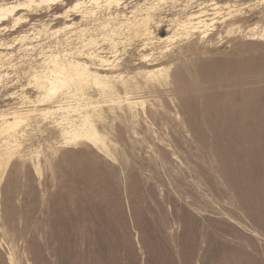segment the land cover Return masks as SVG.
<instances>
[{"label":"rangeland","instance_id":"1","mask_svg":"<svg viewBox=\"0 0 264 264\" xmlns=\"http://www.w3.org/2000/svg\"><path fill=\"white\" fill-rule=\"evenodd\" d=\"M75 1L18 11L24 23L0 33V264H264V128L242 99L255 93L264 113V0H79L64 14ZM198 13L213 26L184 39L179 23ZM51 55L107 87L46 97L30 80ZM210 61L245 70L192 86ZM174 64L185 91L148 88L145 73ZM231 93L228 121L214 112ZM13 112L24 119L6 130Z\"/></svg>","mask_w":264,"mask_h":264},{"label":"bare ground","instance_id":"2","mask_svg":"<svg viewBox=\"0 0 264 264\" xmlns=\"http://www.w3.org/2000/svg\"><path fill=\"white\" fill-rule=\"evenodd\" d=\"M63 0H23L22 2H18L15 1L14 3H0V33L2 32H13L15 30L14 27H16L19 23L22 22L21 20V16H16V12L18 11H30L31 8H41L42 6H46L49 7L51 5H56L60 2H62ZM103 2L104 5L106 7H111V6H118L119 4H122V2H120L119 0H89V1H85L86 4H99ZM84 2H80L79 0H76L74 2V4L70 7H68L63 13L67 14L70 12H76V10H78L79 8H81L82 6L84 7ZM112 8V7H111ZM213 9H217V7L213 8ZM200 10V9H199ZM199 15H190L188 16L184 22H182L181 24L179 23L178 27L179 30L181 31V35L182 37L185 39L189 36H193L194 34L196 35H202V37H206V32H207V28L213 26L212 22L211 24L209 23L208 25L205 23V20L201 19V15L200 13H198ZM66 16V15H65ZM56 18H61V16H56ZM23 19V18H22ZM21 20V22H20ZM11 24V26L7 25L6 23ZM24 23V22H22ZM214 23V22H213ZM232 24V23H231ZM211 25V26H209ZM65 28H70L69 26H66ZM231 31V30H230ZM58 32L57 31H53L52 34ZM209 32V31H208ZM219 32V31H218ZM174 33V32H173ZM175 34V33H174ZM211 34V33H210ZM180 35V36H181ZM215 35V34H214ZM22 37V36H21ZM174 37V36H173ZM200 37V36H199ZM213 37V35H212ZM263 37V36H262ZM24 38V37H23ZM22 38V39H23ZM201 38V37H200ZM189 39V38H188ZM208 39V38H207ZM211 39V38H210ZM209 39V40H210ZM214 39V38H213ZM183 40V39H182ZM201 40V39H200ZM205 40V38H204ZM92 41L89 40L88 43ZM208 41V40H207ZM199 42V41H198ZM196 42V43H198ZM211 42V41H209ZM201 43V42H200ZM202 44V43H201ZM204 44V43H203ZM3 45V44H1ZM195 46V45H194ZM199 46V45H198ZM208 47V46H207ZM192 49V48H191ZM206 49V48H204ZM195 50V49H193ZM191 51V50H190ZM189 51V52H190ZM196 52V51H194ZM188 52H186L185 54H187ZM192 53V52H191ZM203 53V52H202ZM205 53V52H204ZM193 54V53H192ZM197 54V53H196ZM180 55V54H179ZM200 55V54H199ZM198 55V56H199ZM175 56V55H174ZM178 56V55H177ZM183 56V55H182ZM184 57V56H183ZM192 57V56H190ZM189 57V58H190ZM194 57V56H193ZM179 58V56H178ZM185 59L187 57H184ZM143 61H148L147 57L144 56ZM199 59V58H198ZM50 60V68L47 67V71H45L44 74H40L37 75L35 74L34 76H32V80H30V84L33 82V85L39 89L40 91H43L44 94L47 96H55L57 93L61 92V95L63 96L62 98H74V96L79 95L82 96V90L83 87L88 85L90 82L100 86L101 88H106L107 84L104 83L102 81V78L97 74V73H91L89 71V68L83 64L80 63H74V62H69V63H63L60 62L58 60V57H53L51 55V57H49ZM177 60V59H176ZM193 60V59H192ZM208 60V59H207ZM236 60V59H234ZM102 63H106L109 64V62L107 60H103L102 58H100L99 60ZM190 61V60H189ZM199 61V60H198ZM205 61V60H204ZM220 61V60H219ZM243 61V60H242ZM207 62V61H206ZM244 62V61H243ZM178 64V63H175ZM174 64V65H175ZM187 64V63H186ZM232 64V63H231ZM238 64V63H237ZM245 64V63H242ZM257 64V63H256ZM172 65V64H171ZM189 65V64H188ZM249 65V64H248ZM258 65V64H257ZM238 66V65H237ZM236 66V67H237ZM246 66V65H245ZM261 66V65H260ZM171 67V66H170ZM184 66L180 65H175L174 69L171 70V73L168 75H157V72L154 71H149L147 73H145V78L147 79V83L146 85L148 86V88L152 89V90H160L162 88H172L174 90V92H176L177 94H181L180 92V88L186 83V80L184 79L183 76V68ZM187 67V66H186ZM185 67V68H186ZM192 67H195V69L193 70H189V74L191 75L192 79H190V82L192 84V86H197L199 85L198 82L200 84L203 85H208L210 87H221V82L223 80H225V78L227 77H232V78H236L235 76L239 75V74H243V71H241V68H239L238 71L233 69V66L231 65H226L225 63L221 62V63H217L215 61H210V63H196L195 65H193ZM255 67V66H254ZM253 67V68H254ZM262 67V66H261ZM173 68V67H172ZM249 68V67H248ZM257 68V67H256ZM260 68V67H258ZM257 68V69H258ZM234 70V71H231ZM249 70V69H248ZM253 70V69H252ZM236 71V72H235ZM43 73V72H42ZM245 75V74H244ZM258 75V74H257ZM256 76V75H253ZM246 77V76H245ZM248 78V77H247ZM229 80V79H228ZM244 80V79H241ZM250 80V79H249ZM252 80V79H251ZM238 81V80H237ZM245 81V80H244ZM189 82V81H188ZM197 83V84H196ZM195 84V85H194ZM239 85V84H236ZM244 85V84H242ZM223 86V85H222ZM227 86H234L232 85V83L228 84ZM241 86V85H240ZM239 86V87H240ZM236 87V86H235ZM186 89V88H185ZM181 90H184L181 88ZM206 90V89H205ZM251 90V89H250ZM185 91V90H184ZM207 91V90H206ZM213 91V90H211ZM234 92V91H233ZM213 93V92H212ZM214 94V93H213ZM217 94V93H216ZM214 94V96L216 95ZM205 95V94H204ZM224 95V94H223ZM240 95V94H239ZM218 96V95H217ZM216 96V97H217ZM237 96V94H236ZM206 97V96H205ZM208 97V96H207ZM223 97V96H222ZM262 97V96H261ZM204 98V97H203ZM202 98V100H204ZM212 98V97H211ZM239 98V97H238ZM257 98H259L255 93H244L242 95V99H243V111H244V116L248 117V116H253L255 118V120L257 121L258 124L262 125V127L264 128V113H257V110L255 111V113L253 112V108L256 107L257 105ZM215 99V98H214ZM213 99V100H214ZM224 100V107H227L228 109H226L227 111H224L223 113L219 112H214L215 115H217L219 118H224L227 117L229 118L228 121H230L231 119H233V114L230 112L231 110H234L238 107H236L234 104H230L229 102L230 100H234L235 99V94L231 93V94H227V96L221 98ZM220 99V100H221ZM241 99V100H242ZM217 100H219V98H217ZM216 100V101H217ZM236 100V99H235ZM205 101V100H204ZM207 102H205V106H206V112L204 115H211L213 114V112H211V107H213V103L211 99H207ZM237 101V100H236ZM218 102V101H217ZM228 102V103H227ZM238 102V101H237ZM262 102V101H261ZM232 103V102H231ZM134 104V103H133ZM190 104V103H189ZM203 104V103H202ZM226 104V105H225ZM260 104V103H259ZM262 104V103H261ZM215 105V104H214ZM220 105V104H219ZM217 107V106H216ZM236 107V108H235ZM184 108V107H183ZM259 108V107H258ZM257 109V108H256ZM71 108L69 107L68 109L64 110L65 112H70ZM222 110V109H221ZM238 110H240L238 108ZM73 111V109H72ZM260 111V110H259ZM53 112H50L49 110H42L41 114L43 116L52 114ZM204 113V112H203ZM186 115V114H185ZM207 116L204 117V120ZM188 118V117H187ZM193 118V117H192ZM208 118V117H207ZM217 118V119H219ZM240 118V117H239ZM11 121H7L4 120V124L5 127L4 129L6 130H11L14 129L15 127H18V125L23 121L24 117L22 116V114H19L18 112H13L12 113V117H11ZM252 119V118H250ZM190 120V119H189ZM214 120V119H213ZM222 120V119H220ZM226 120V119H225ZM254 120V119H253ZM254 120V121H255ZM238 121V120H237ZM255 121V122H256ZM205 122H207V127L206 128H210V130L213 129V126L210 124V120H206ZM223 122V121H222ZM225 124V122H223ZM222 123V124H223ZM230 123H233L234 125L236 124H240L242 125L239 128V132L244 136V137H250L248 136V134H250V131H254L252 125L249 124V122L245 121V122H235L234 120H232ZM202 125L203 121H202ZM218 125V124H217ZM255 125V124H254ZM206 126V125H205ZM204 126V127H205ZM224 128V127H223ZM233 128V127H232ZM236 129V128H235ZM208 130V129H207ZM228 130V129H226ZM234 131V130H233ZM238 131V130H237ZM206 132V131H205ZM212 132V131H211ZM214 134V133H213ZM256 134V133H255ZM216 138V137H215ZM222 145V144H221ZM245 146V145H244ZM247 147V146H246ZM216 148V146H215ZM211 151V150H210ZM253 153V152H252ZM247 154V153H246ZM250 154V152H249ZM252 155V154H251ZM223 171V170H222ZM224 177V176H223Z\"/></svg>","mask_w":264,"mask_h":264}]
</instances>
